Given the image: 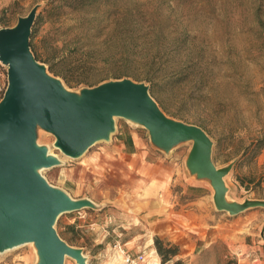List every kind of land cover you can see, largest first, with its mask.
Returning <instances> with one entry per match:
<instances>
[{
	"label": "rangeland",
	"instance_id": "1",
	"mask_svg": "<svg viewBox=\"0 0 264 264\" xmlns=\"http://www.w3.org/2000/svg\"><path fill=\"white\" fill-rule=\"evenodd\" d=\"M125 3L132 9L129 30L113 47H128L134 59L122 69L137 78H154L151 92L160 108L205 130L217 167L232 163L224 176L228 201L264 200V148L253 157L234 154L264 135V0ZM35 6L33 42L41 56L51 34L68 28V8L57 15L53 0H0V16L5 14L8 26H13ZM67 87L79 91L82 84ZM114 125L108 139L96 141L77 157L57 148L53 134L37 130V143L59 159L39 173L71 197L93 204L60 214L54 224L73 246L82 247L87 264H122L118 246L127 250L123 243L131 239L146 244L155 233V220L165 225L190 219L191 202L201 196L216 208L209 180L187 166L191 140L164 150L142 125L117 116ZM215 210L225 222L227 260L247 264L242 249L259 237L264 206L237 214ZM36 260L30 242L0 253V264ZM64 264L78 263L66 256Z\"/></svg>",
	"mask_w": 264,
	"mask_h": 264
},
{
	"label": "water",
	"instance_id": "2",
	"mask_svg": "<svg viewBox=\"0 0 264 264\" xmlns=\"http://www.w3.org/2000/svg\"><path fill=\"white\" fill-rule=\"evenodd\" d=\"M36 9L18 17L13 26L0 28V60L8 75L0 99V252L31 242L37 254L35 264H64L66 256L87 264L82 248L62 239L54 224L60 214L93 204L86 198L71 197L39 173L59 159L37 143L38 128L53 134L54 145L70 157L108 139L116 116L145 127L151 141L164 150L191 140L187 166L197 177L209 180L218 210L237 214L248 207L264 206L261 199L241 203L226 199L224 176L232 163L217 167L205 130L168 116L145 82L123 77L73 91L50 73L29 45Z\"/></svg>",
	"mask_w": 264,
	"mask_h": 264
},
{
	"label": "trees",
	"instance_id": "3",
	"mask_svg": "<svg viewBox=\"0 0 264 264\" xmlns=\"http://www.w3.org/2000/svg\"><path fill=\"white\" fill-rule=\"evenodd\" d=\"M126 1L53 0L54 13L59 15L64 8H68L66 14L71 16L69 18L71 22L68 28L58 29L51 34L48 44H45V52L39 56L36 52V44L33 42L36 23L34 21L29 39L33 55L47 66L50 73L60 77L69 87L80 84L82 87H92L109 79L128 77L135 81L143 80L148 84L149 92L155 99L151 92L154 78L148 75L137 78L128 70H123L122 66L130 64L134 55L128 47L122 49L113 47L119 35L127 34L129 30L132 9L128 3H125ZM133 9L139 10V7L135 5ZM7 20L5 14L1 15L0 26H8ZM262 148H264V135L251 139L244 146L234 150V154L241 152V156L250 154L253 157ZM236 162L234 161V165ZM60 237L72 245L62 235ZM153 247L161 264H184L181 258H177L180 252L178 244L155 234Z\"/></svg>",
	"mask_w": 264,
	"mask_h": 264
},
{
	"label": "crops",
	"instance_id": "4",
	"mask_svg": "<svg viewBox=\"0 0 264 264\" xmlns=\"http://www.w3.org/2000/svg\"><path fill=\"white\" fill-rule=\"evenodd\" d=\"M202 197L191 202L192 217L184 222L172 220L161 225L155 220L153 235L157 234L178 244L180 252L177 258H181L184 264H233L227 260L225 222L220 220V215L216 213V208L211 207L208 199ZM153 235L146 244L131 239L123 245L132 254L149 248L157 255L153 247ZM257 235L260 238L253 239V245H248L246 250L242 249L247 264H264V226Z\"/></svg>",
	"mask_w": 264,
	"mask_h": 264
},
{
	"label": "built area",
	"instance_id": "5",
	"mask_svg": "<svg viewBox=\"0 0 264 264\" xmlns=\"http://www.w3.org/2000/svg\"><path fill=\"white\" fill-rule=\"evenodd\" d=\"M8 85L7 66L0 60V99L3 97ZM121 251L122 264H161L157 255L146 250L132 254L130 251L118 246Z\"/></svg>",
	"mask_w": 264,
	"mask_h": 264
},
{
	"label": "bare ground",
	"instance_id": "6",
	"mask_svg": "<svg viewBox=\"0 0 264 264\" xmlns=\"http://www.w3.org/2000/svg\"><path fill=\"white\" fill-rule=\"evenodd\" d=\"M30 243H31V242H30ZM23 244H25V243H23ZM23 244L14 245L13 247L7 248V249H5L4 251H2V252H0V253L6 252V251L11 250V249H14V248H17L18 246H21V245H23Z\"/></svg>",
	"mask_w": 264,
	"mask_h": 264
}]
</instances>
